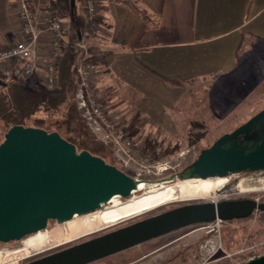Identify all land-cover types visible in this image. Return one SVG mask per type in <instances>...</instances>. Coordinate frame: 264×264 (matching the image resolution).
I'll use <instances>...</instances> for the list:
<instances>
[{"label":"rangeland","instance_id":"1","mask_svg":"<svg viewBox=\"0 0 264 264\" xmlns=\"http://www.w3.org/2000/svg\"><path fill=\"white\" fill-rule=\"evenodd\" d=\"M82 6L83 0H76L75 27L71 26V10L62 15L70 40L76 38V30L85 29L80 22ZM97 31L90 32L96 36ZM48 42L49 38L41 40L43 44ZM88 42L91 43L90 40ZM245 47L240 52L236 70L204 82L172 110L165 112L170 118L167 117L163 124H144L134 108L137 100H130L129 92L109 90L104 94L106 98L100 96L94 88L97 76L94 75L93 92L105 107L107 105L116 127H121L132 143L125 152H117L113 143L100 142L88 128L94 135V141L110 150L108 161L134 178H154L181 170L205 145L223 134L234 118L264 107V46L250 51ZM108 100L112 102L109 104ZM129 104L132 109L126 108ZM132 123L134 128L130 129ZM237 198L264 201V170L231 174L226 179L215 181L185 179L143 195L125 198L119 203L112 202L64 224L49 220L44 231L20 240L0 242V264H24L178 205ZM260 213L222 222L218 227L189 225L88 264H196L200 256L199 246L209 238L218 239L227 253L234 254L233 261L221 259L214 264H243L250 257L264 253V249L255 248L256 244L264 241V223L260 220ZM247 243L254 246L252 252L238 254L240 249L247 247Z\"/></svg>","mask_w":264,"mask_h":264},{"label":"water","instance_id":"2","mask_svg":"<svg viewBox=\"0 0 264 264\" xmlns=\"http://www.w3.org/2000/svg\"><path fill=\"white\" fill-rule=\"evenodd\" d=\"M74 3V0H72ZM264 170V108L217 137L187 166L154 178H134L57 132L13 125L0 143V242L68 221L148 186L190 178ZM264 202L252 198L178 205L24 264H88L189 225L249 217ZM243 264H264V253Z\"/></svg>","mask_w":264,"mask_h":264},{"label":"crops","instance_id":"3","mask_svg":"<svg viewBox=\"0 0 264 264\" xmlns=\"http://www.w3.org/2000/svg\"><path fill=\"white\" fill-rule=\"evenodd\" d=\"M157 1L99 0L105 26L99 24L88 42L102 50L94 81L100 96L129 92L142 122L153 125L165 123L170 118L165 112L210 78L236 70L244 46L247 51L264 46V0H164L160 12ZM16 9V0H0V48L21 39ZM144 24L147 48L119 49ZM46 48L40 43L41 58ZM165 78L186 83L170 86Z\"/></svg>","mask_w":264,"mask_h":264},{"label":"built area","instance_id":"4","mask_svg":"<svg viewBox=\"0 0 264 264\" xmlns=\"http://www.w3.org/2000/svg\"><path fill=\"white\" fill-rule=\"evenodd\" d=\"M16 16L21 26V39L0 48V73L4 78L27 80L33 75H39V83L48 90L55 88V61L61 50L66 48L70 39L62 15L52 9L53 0H16ZM83 5L91 23L89 30L96 32L99 24L94 21L98 15L99 0H83ZM76 36V34H75ZM43 38H49L45 54L41 58L40 43ZM78 49L76 62L75 99L81 111L84 123L104 143H113L117 152H125L132 146L131 140L126 138L121 127H116L111 112L103 105L97 94L93 92L94 75L99 72V65L92 59L86 30L80 31V37L75 41ZM95 57L102 56V50L95 51ZM256 203L264 202L252 198ZM260 210L255 209L254 212ZM239 220V219H233ZM230 220L216 219L203 223L204 226L218 227L220 223ZM209 238L199 247L201 250L196 264H214L215 261H233L234 254L227 253L218 239ZM248 244V243H247ZM245 247V246H244ZM248 247V248H247ZM238 251V254L254 249L251 244ZM256 249H264V241L255 245ZM244 255V254H243ZM258 255L252 256V259ZM241 264V263H239Z\"/></svg>","mask_w":264,"mask_h":264},{"label":"trees","instance_id":"5","mask_svg":"<svg viewBox=\"0 0 264 264\" xmlns=\"http://www.w3.org/2000/svg\"><path fill=\"white\" fill-rule=\"evenodd\" d=\"M163 3L164 0L157 1L156 9L158 12L161 11ZM73 6L74 3H72V0L52 1V9L56 13L63 15L65 12L71 10L70 16L73 20V25L71 26L75 27L77 18L73 11ZM80 17V22L85 28L84 30H86L88 40H90L95 34L89 30L91 23L88 20L84 5L82 6ZM94 21L105 26L99 13L94 18ZM146 27L144 24L132 36L130 41L124 46H120L119 49H129L132 52L146 49L147 47L142 41ZM75 33L76 38L70 40L67 47L61 50L55 61V88L53 90L42 87L37 75H33L27 80H20L4 78L0 73V143L4 140V134L13 125L31 126L44 129L47 132H57L62 138L74 144L77 152L86 150L92 155L102 158L106 163L112 164L108 161L110 150L101 143L94 141V135L82 120L81 111L77 107L74 96V81L76 79L75 67L78 58V49L75 41L79 39L80 31L76 30ZM98 48V46L89 45V49L92 52V59L95 60L94 63L97 65L103 64L102 58H96L94 55ZM237 51H239V47ZM164 81L170 86H183L186 83L178 79L169 78H165ZM262 108L250 110L234 118L225 132L232 131ZM132 128H134L133 123L130 125V129ZM212 142L205 145L203 149L211 145ZM152 152L154 153L155 151L152 150ZM144 193L146 192L137 193L129 197L143 195ZM122 200L115 202L119 203ZM260 220L264 223V210L260 213Z\"/></svg>","mask_w":264,"mask_h":264},{"label":"bare ground","instance_id":"6","mask_svg":"<svg viewBox=\"0 0 264 264\" xmlns=\"http://www.w3.org/2000/svg\"><path fill=\"white\" fill-rule=\"evenodd\" d=\"M227 177H229V175H228V176H224V177H208V178H205V179H202V178H200V179H202V180H204V181H215V180H217V179H226ZM181 181H183V180H176V181L167 182V183H161V184H158V185H152V186H148V185H145V184H141V185H140V188H141V189H140L139 191H136V192H134V193H131L130 195L125 196V197H122V198L114 199L113 201H111V202H109V203H107V204H110V203H112V202H115V201H118V200H121V199H124V198H128L129 196L134 195V194H137V193H141V192H150L151 190H153V189H155V188L162 187V186H166V185H170V184H176V183H179V182H181ZM213 202H215V201H213ZM107 204L101 206L100 208L96 209L95 211H97V210L103 208V207L106 206ZM95 211H92V212H89V213H93V212H95ZM89 213H86V214H89ZM86 214H82V215H86ZM78 216H80V215H78ZM78 216H76V217H74V218H72V219H70V220H73V219L77 218ZM70 220L65 221V222H62V223H63V224H64V223H67V222H69ZM41 231H44V230H41ZM41 231H38V232H41ZM38 232H36V233H38ZM36 233H34V234H36ZM30 235H33V234H30ZM30 235H28V236H30Z\"/></svg>","mask_w":264,"mask_h":264},{"label":"flooded vegetation","instance_id":"7","mask_svg":"<svg viewBox=\"0 0 264 264\" xmlns=\"http://www.w3.org/2000/svg\"><path fill=\"white\" fill-rule=\"evenodd\" d=\"M225 200H229V199H225ZM175 207H176V206H175ZM172 208H173V207H172ZM169 209H171V208H169ZM166 210H168V209H166ZM163 211H165V210H163ZM163 211H161V212H163ZM158 213H160V212H158ZM156 214H157V213H156ZM153 215H155V214H153ZM150 216H152V215H150ZM150 216H147V217H150ZM144 218H146V217H144ZM144 218H140V219H138V220H134V221H131V222L125 223V224H123V225H121V226H119V227H116V228L110 229V230H108V231H106V232L113 231V230H116V229H118V228H121V227L127 226V225H129V224H132V223H134V222H136V221H139V220H142V219H144ZM106 232H103V233H101V234H98L97 236L103 235V234H105ZM88 239H89V238H88ZM85 240H87V239L81 240V241L77 242L76 244H78V243H80V242H83V241H85ZM67 247H68V246H67ZM64 248H66V247H63V248H60V249H64ZM60 249H57V250H60ZM57 250H54V251H57ZM19 264H21V263H19Z\"/></svg>","mask_w":264,"mask_h":264}]
</instances>
